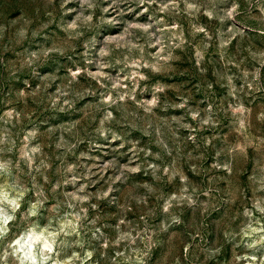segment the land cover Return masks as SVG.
Listing matches in <instances>:
<instances>
[{
  "label": "rangeland",
  "instance_id": "obj_1",
  "mask_svg": "<svg viewBox=\"0 0 264 264\" xmlns=\"http://www.w3.org/2000/svg\"><path fill=\"white\" fill-rule=\"evenodd\" d=\"M262 9L0 0V148H12L0 171L8 159L50 165L42 217L84 182L48 193L70 166L91 172L94 264H264V241L248 246L260 233L244 235L264 229ZM102 94L123 99L105 109Z\"/></svg>",
  "mask_w": 264,
  "mask_h": 264
},
{
  "label": "clouds",
  "instance_id": "obj_2",
  "mask_svg": "<svg viewBox=\"0 0 264 264\" xmlns=\"http://www.w3.org/2000/svg\"><path fill=\"white\" fill-rule=\"evenodd\" d=\"M79 19L80 16L77 17ZM84 19L90 21L91 16ZM76 27L75 21L67 25L68 29ZM105 99L102 94L97 106L107 109L109 104L115 103V99L123 97H109L108 103H105ZM64 103L72 106L68 100ZM108 119L114 118L106 113L105 120ZM3 143L8 144V141ZM11 151V147L0 148V152ZM33 151L38 152L39 149ZM32 160V157L15 162L8 159L2 166L3 171H0V264H94L91 257L96 250L90 248L89 244L92 239L97 238V230L90 226L94 225L93 221L83 223L87 218L84 202L89 201L90 195H93L86 191L88 181L85 178L92 173H76L79 165L70 166L66 171L73 172L74 175L52 184L48 193L55 194L62 185L75 184L76 180L84 182L74 192L64 193L65 198L57 201L52 214L42 217L41 209L45 206V201L50 199V195L45 193L44 184L48 182V177L43 175L41 169H47L50 165L43 160H38L37 163H32ZM22 164L26 168L21 167ZM37 175H43V183L36 180ZM120 178L121 176H115L111 179L114 181ZM108 191H111L110 186ZM101 195H106V192ZM260 211L264 213V208ZM89 232L91 236L86 235ZM253 232H259L260 235L253 239L249 247L264 241V229H253L244 235L252 236ZM122 239L123 236L112 243L119 244Z\"/></svg>",
  "mask_w": 264,
  "mask_h": 264
}]
</instances>
